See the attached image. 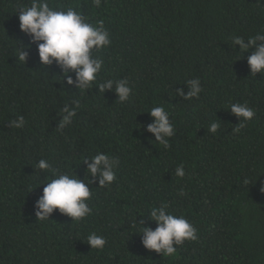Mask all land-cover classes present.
I'll list each match as a JSON object with an SVG mask.
<instances>
[{"label": "trees", "instance_id": "trees-1", "mask_svg": "<svg viewBox=\"0 0 264 264\" xmlns=\"http://www.w3.org/2000/svg\"><path fill=\"white\" fill-rule=\"evenodd\" d=\"M47 2L103 20L111 43L92 53L104 61L93 88L77 89L55 63H40L20 30L17 9L31 0H0V264H264V75L250 73L253 49L242 54L233 43L264 32V0ZM19 44L28 45L25 63ZM107 79L127 80L128 99L99 93ZM192 79L201 92L176 96ZM234 103L255 112L243 127ZM65 106L75 116L61 128ZM154 106L173 124L168 147L144 130ZM98 152L119 164L111 184L89 185L90 213L73 220L57 209L38 219L35 202L52 170L83 179L82 159ZM41 159L50 169L36 167ZM161 204L197 229L172 256L146 249L138 233L140 220L155 229L147 212ZM93 233L102 248L86 242Z\"/></svg>", "mask_w": 264, "mask_h": 264}, {"label": "clouds", "instance_id": "clouds-1", "mask_svg": "<svg viewBox=\"0 0 264 264\" xmlns=\"http://www.w3.org/2000/svg\"><path fill=\"white\" fill-rule=\"evenodd\" d=\"M99 6L101 0H94ZM19 12L20 30L30 36L31 42L36 44L39 61L42 65L55 63L61 69L62 82L66 78L68 85H74L77 89H92L93 83L97 80L104 63L103 59L93 56L94 50L110 45L111 40L103 20L95 24L89 23L87 19L73 8L67 10H55L49 6L47 0H31L30 5L21 6ZM247 41V43L245 42ZM233 43L239 45L242 54L253 49L247 57L250 73L264 75V32H258L255 36L245 39L235 36ZM16 58L26 62L29 52L28 45L19 44ZM242 56V55H241ZM240 56V57H241ZM75 74V79L71 73ZM189 91L185 94L182 88H175L176 96L184 99L195 97L201 92L198 79L186 82ZM99 93L105 90H113L118 99L123 102L128 99L131 88L125 79H107L96 85ZM78 104L77 102H74ZM232 114L239 118V124L251 120L255 112L245 104L234 103L230 109ZM152 118L144 130L154 135L155 141L168 147V138L174 134V127L170 121L168 112L162 106H154L147 111ZM62 119L59 126L71 123L75 116V110L65 106L62 110ZM242 118V119H241ZM23 117L14 122L16 127L23 124ZM219 124L211 122L208 131L215 133ZM151 140V137H149ZM82 162L86 165L85 176L80 179L77 174L70 172H57L52 170L53 178L49 179L43 187L42 195L35 202V215L40 220L50 219V215L59 210L60 213L79 220L87 216L91 209L87 201L91 197L89 185L98 181L99 187L111 184L116 178L115 168L119 161L109 155L98 152L91 158L85 157ZM36 167L41 171L50 169L49 163L41 159ZM175 174L182 177L183 167H177ZM42 184V183H41ZM148 218L156 223L155 229L145 226L143 220L138 221L142 225L141 242L148 250H154L165 256L175 255L176 246L185 240H196L197 229L183 215L176 216L168 211L166 204L152 207L147 212ZM86 242L91 248H102L106 241L102 236L93 233L89 235Z\"/></svg>", "mask_w": 264, "mask_h": 264}]
</instances>
